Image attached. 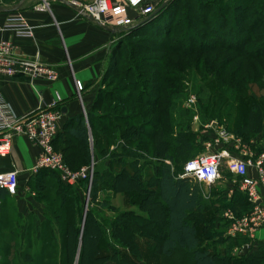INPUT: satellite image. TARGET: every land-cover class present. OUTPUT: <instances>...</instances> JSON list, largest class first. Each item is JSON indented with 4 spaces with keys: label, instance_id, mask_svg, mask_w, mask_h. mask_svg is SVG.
I'll return each instance as SVG.
<instances>
[{
    "label": "rangeland",
    "instance_id": "374dc122",
    "mask_svg": "<svg viewBox=\"0 0 264 264\" xmlns=\"http://www.w3.org/2000/svg\"><path fill=\"white\" fill-rule=\"evenodd\" d=\"M162 1L164 0H160L158 3H162ZM195 1L179 0L178 4L175 5L174 8L179 10L180 13H176V16L179 17L176 19V29L173 31L170 43L174 44L188 33L187 28H185V16L182 14H186L187 11L195 13L197 11V15H200ZM210 1L212 3L205 4L204 16L199 17L200 21H198L201 23V21L205 20L210 23L206 24V27L194 25L187 36L205 40L206 47H211L212 49L202 53V55L186 58L180 54H166L164 61L165 68H172L177 76L164 77V83L161 85L159 91L155 89L150 90L149 86L158 85L154 81L156 74L160 72L157 69V66L161 62L158 61V58L165 54L160 48L169 42L160 33L162 30H165L170 18L174 17V8L170 10V5H167L155 18L139 25L140 30H137L133 34H127V31L118 32L116 34L117 40L123 39L126 44V47H122L121 50L128 52L131 50L132 55L115 59L112 65L117 66L121 72L131 66L133 74L129 80L123 79L120 75L110 74L106 80V85H103V82H101V89L109 91L110 95H103L108 99H106L103 107L97 113L111 111V107L118 105L119 109L116 113L119 115L125 114V112L128 114L140 112V109L148 107H140L138 104H124L128 101L129 97L137 101L142 91L143 93H147V95H155L156 98L165 97L166 101L162 102L160 108L168 110L169 116H171L168 119L172 126L170 135L178 134L179 132H183V134L185 132L195 134L197 140L196 155H199L200 151L201 153L203 152L201 147H199L198 139L205 134L204 131L208 129L207 126L213 123L216 124L217 130L228 131L236 138L239 137L245 144L256 146L264 144V56L261 58H248L246 56V52L249 51L253 54L264 52V26L253 30L249 29L248 25V19L256 14L264 18L263 8H258L264 4V0ZM247 1L248 3H246ZM250 1L251 3L249 4ZM221 8H223V12H221ZM241 8L245 12H241ZM216 17L217 19H215ZM244 17H247V21L243 23ZM196 20H191V25ZM212 30L220 32L219 35L217 37L213 36ZM241 45H243L245 51L241 50ZM196 62L201 63L200 65L203 70L198 71L193 67ZM206 66L207 68H214L213 72L206 69ZM219 68L225 70L227 73L226 79L232 76L233 79L241 81V86H238V82L235 85H230L229 82L225 83V85H220L218 83L219 74L217 73ZM233 71H237V75L235 73L230 76V73ZM133 80H136V86L132 83ZM190 99H194V103H190ZM145 117L144 119L151 120L152 114ZM141 118L138 117V119L132 122L119 124V131L115 130L116 125H113L112 128L107 127L109 128L108 134H106L105 138H102V141L106 142L107 138H110L111 143H109L108 152L102 156L99 151L95 150L92 127H90V141L87 146L73 143L70 136L59 137V140L62 142L61 144L57 143L59 151L62 152L65 161L67 158L68 162L73 166L71 167L67 163L73 170L93 166V178L95 176V168L100 167L101 174L104 172L103 177L100 179V191L96 201H93L90 196L92 182L90 184L89 180L83 179L77 184L71 185L77 187L79 190L81 213L78 250L72 264H80L82 231L88 213L96 217L102 225V243L99 255L107 256V264H173L172 259L169 261L168 258L156 253L155 248L152 247V241H148L145 238L143 240L139 239L136 242L129 233H115V227L112 225L113 222L118 221L116 230L117 228H122V230L125 228L122 221L119 223L118 214H127L129 223L136 222L137 224L145 222L137 218L139 215L148 214L140 209L143 196L140 192L122 191L121 188H119L120 190L112 189V185L107 184L105 176V174L110 172H121L120 166L127 162H137L144 167L145 170L139 171L143 175L142 178L147 180V178L153 176L152 167L148 166V162H155L156 158L150 153L151 145H147L145 136L151 130L150 127L147 126L144 131L135 134L134 138L128 136L124 140V143L123 141L120 142L121 133L126 125L131 127L132 125L139 124ZM257 119L262 120L260 125ZM253 120H256L255 124L257 123L255 129H251ZM101 124L105 127L107 126L104 121ZM115 135H117L118 139ZM112 143L115 144L112 145ZM127 149H130L133 153L129 156H122L119 159L121 154L127 153ZM111 151L117 154L115 155L117 156L115 159V156L110 157ZM86 155L89 158L87 162H84L83 156ZM179 168L177 167V169ZM30 172L33 176H30V179H28L23 188L25 190L23 200L26 203L23 204V213L20 214L21 207L17 203V195H15L16 197L14 196L15 198L9 196L0 205V264H64L65 260L62 259L61 255L64 254V250H58L62 242L59 232L55 228L54 233L56 236H53L52 226L44 224L47 220L46 214L49 211L48 203L50 204V208L60 213L56 202L53 204V200L58 199L57 189L55 186L51 188L49 185L50 190L47 191L48 187L43 188V184L39 187L38 184L36 185L38 172ZM28 173L27 176L29 177ZM51 176L53 174L49 175V178H52ZM135 177L138 178V175ZM58 179V184L62 182L65 185H69L64 183L60 178ZM55 181L56 179L54 178L52 182ZM122 183H119L118 187H121ZM122 185L125 186L126 184L123 183ZM62 212L61 215H63ZM39 234L43 238L41 239L44 242L43 246L42 244L40 245L42 241L39 239ZM210 237L216 238L213 234H210ZM54 243L57 250L52 248ZM209 243L212 251L220 252V250H224L220 249L221 246L210 242V239ZM91 244L90 240L86 241L87 248ZM234 245L232 242L226 245L228 249H225V252L231 255L235 254L233 256L236 258L238 257V252L234 249ZM41 247H45V249ZM53 250L55 251L54 256ZM41 256L44 257L43 260H40ZM85 258V260H89L87 252ZM174 260L180 261L184 259L180 255H176ZM89 263L100 264L97 261L88 262L87 264Z\"/></svg>",
    "mask_w": 264,
    "mask_h": 264
},
{
    "label": "trees",
    "instance_id": "16d2710c",
    "mask_svg": "<svg viewBox=\"0 0 264 264\" xmlns=\"http://www.w3.org/2000/svg\"><path fill=\"white\" fill-rule=\"evenodd\" d=\"M251 1L249 2V4L251 3ZM178 2L179 0H170V3L168 4L170 5V10L174 8L175 5L178 4ZM206 3H212V1H195V5L197 7V10L200 11V15H197V11L196 13L187 11L186 14H182L183 16H185V28H187L188 33L182 36L183 40L180 39L172 44L170 43V39L174 29H176V19L177 17H179L176 16V13H180L179 10L174 8V17L170 18L167 27L160 33L161 35H164L169 42H167V44H164L160 48L161 51H163L165 54L161 55L158 58V61H161L160 65L157 66V69L160 72L159 74H156L154 78V81H156L158 85L149 86L150 90L155 89L159 91L161 85L164 83V77L177 76L172 68H165L164 61L166 58V54H180L181 56L186 58L194 55H202V53L208 51L209 49H212L211 47H206V42H204L205 40L199 38L194 39L190 36H187L188 34H190V29L194 25H201L203 27H206V24L210 23L205 20L201 21V23L198 22L200 21L199 17L201 18L202 16H204ZM246 3H248V1ZM258 8H263L264 10V4L262 6L260 5V7ZM220 10L221 12H223V8H221ZM241 12H245V10L241 8ZM206 17H208V15H206ZM193 18L197 20L196 22H193V25H191V20H194ZM215 19H217V17ZM246 19L247 17H244L242 22L244 23L245 21H247ZM248 20L249 29L256 30L258 27L264 26V18H261L257 14L250 17ZM115 30L116 34H118V32L120 31H127V34H133L137 30H140V27L139 25L134 24L126 28H116ZM211 32L213 36L216 37L220 33L217 30H212ZM243 45H241V50L245 51ZM122 47H126L124 40H117V45L113 52L114 59L124 58V56L129 57V55H132L131 50L130 52L122 51ZM246 54L248 58H261L264 56V52L253 54L251 51H249L246 52ZM200 64L201 63L196 62L195 66L193 67H195L198 71H201L203 70V68ZM206 69L213 72L214 68H207L206 66ZM164 71L165 73H163ZM206 72L210 73L208 71ZM217 73L219 74L218 83L220 85H225V83L227 82H229L230 85H235L238 82V86H241V81H237L231 76L235 73L237 75V71H233L232 73H230V76L232 78L230 77L229 79L225 78L227 76L225 70H221V68H219L217 70ZM110 74L117 76L120 75L123 79L129 80L131 75L133 74V68L130 66L127 70H123V72H121V70L117 66L111 64L103 75L100 81V85L101 82H103V85H106V80L109 78ZM132 83L136 86V80H133ZM104 94L110 95L109 91L107 92L100 87L91 111H89L84 116L78 115L76 118H74L76 121V126L69 129L70 135L74 137L77 140V143H79L80 145L87 146L90 141V127H92L95 139V150L99 151L100 155L102 156L103 154H106L108 152V146L109 143H111L110 138H107L106 142L102 141V138H105L106 134H108L109 128L107 127L112 128L113 125H116L115 130L119 131V124L124 122L129 123L138 119V117H142L139 124L132 125L131 127L126 125L125 129L121 133L120 142L123 141L124 143V140L128 138V136H132L134 138L135 134L144 131V129L148 126L151 129L145 134L147 145H151V152H148L152 153V155L156 158L155 162H148V166L152 167L153 176L147 178V180L145 178H142L143 175L139 172L145 170L144 167L139 165L137 162H127L123 164L122 166H120L121 172H110L108 174H105L107 184L112 185V189L120 190L119 188H121L122 191L140 192L143 195L140 203V209H142L143 212L145 211L148 213L147 215L142 214L137 217L145 221L143 224H137L136 222L129 223L127 214H118L119 223L120 221H122L125 228L123 230L122 228H117L116 230L118 221L113 222L112 225L115 227V233H129L136 242H138L139 239L143 240L147 238L148 241H152L151 244L152 247L155 248L156 253L160 256L168 258L169 261H171L172 259L173 264H246V262H249L248 260H255L248 258L245 260H241V256L235 258V256L225 252V249L220 250V252L211 250L212 248L209 246L210 243L207 240L209 236H207L204 231V228H206V226L204 225L206 223L201 222L203 221L202 214L205 211V203L203 200L201 183L193 180L190 177H181L186 162L196 156V135L190 134L189 132H185V134H183V132H179L178 134L170 135L172 126L168 119H170L171 116H169L170 114L168 110H166L165 108H160L162 102L166 101L165 97L156 98L155 95H147V93H143L141 91L137 101H135L134 99L132 100V98L129 97L128 101H126L124 105L138 104L140 107L146 106L148 108L140 109V112H135L132 114H128L127 112H125V114L119 115L118 113H116L119 109L118 105L111 107V111L108 110L105 112L97 113V111H99V109L103 107L106 99H108L103 96ZM142 111L143 113H141ZM150 114H152L151 120L144 119L145 116H150ZM102 121L107 124L106 127L101 124ZM255 122L256 120H253L251 129H255V125L257 124H255ZM257 122L260 125L262 123V120L257 119ZM58 137L59 134L56 138L55 146L59 150L57 143H61L59 142ZM115 137L118 139L117 135H115ZM113 144L115 143H112V145ZM131 153H133V151L127 149V153H123L120 157H118L119 159H121L122 156H129L131 155ZM110 154V157H114L115 155H117L114 151H111ZM116 157L117 156H115L114 159ZM88 158L89 156L87 155L83 156V161L87 162ZM66 161L71 166L67 158ZM179 166L181 167L179 168ZM177 167L179 169H177ZM94 173L95 176L92 180L90 196L93 201H96L98 199V193L100 191V179L103 177L102 175H104V172L101 174V169L99 167L95 168ZM52 174V178H49V175ZM100 174L101 176H99ZM135 174L138 175V178L135 177ZM57 176L58 175L56 172L50 171L48 169H43L37 174L36 185L38 184V186L40 187V185L43 184V188L48 187L47 191L50 190L49 185L51 186V188L52 186H55L57 189L56 191L58 199L53 200V204H55L56 202L57 206L60 209V213L59 211H55L50 208V204L48 203L47 199L49 211L46 214L47 220L44 224L52 226L53 236L55 235V228L58 230L59 236L62 241L60 244L61 247L58 250H64V254H61L63 257L62 259L65 260L64 264H72L74 256L77 254L79 233L81 231V213L78 192L79 190L75 186L65 185L62 182L61 184H58L59 177ZM54 178L56 179V181L52 182ZM122 182L126 185L123 186ZM119 183H122L121 187H118ZM5 194L11 195L5 190L0 191V205L1 202H3V198H5ZM61 211H63V215H61ZM82 232L81 254L79 256L80 264H87L88 262L96 261L100 262V264H107V256L99 255L100 246L102 243V225L98 222L96 217H94L90 213L87 214ZM39 237L40 240L43 239L40 234ZM87 240H90L92 242L89 248L86 247ZM43 243L44 242L42 241L40 245L42 244L43 246ZM55 247L56 245L54 243V246H52V248L57 250ZM41 248L45 249V247ZM54 252L55 251L53 250V256L55 255ZM86 252L89 254V260H85ZM26 255L28 256V254ZM176 255H180L184 260H174V258H176ZM43 259L44 257L41 256L40 260ZM163 261L165 262V260Z\"/></svg>",
    "mask_w": 264,
    "mask_h": 264
},
{
    "label": "crops",
    "instance_id": "0c3cea01",
    "mask_svg": "<svg viewBox=\"0 0 264 264\" xmlns=\"http://www.w3.org/2000/svg\"><path fill=\"white\" fill-rule=\"evenodd\" d=\"M153 1L156 4L160 2ZM16 6L19 8L14 10ZM19 15L24 16L33 26V37L18 36L13 28L6 26L7 18ZM116 37L115 29L83 17L60 0H0V42H12L16 56L40 57L59 72V79L55 82L33 79L22 73L4 77L1 92L15 113L22 118L57 101V105L62 108L59 137L70 136L72 142L77 143L69 129L76 126L74 118L84 116L91 110L101 87L100 81L115 60L113 52L117 45ZM76 81L82 82V91L78 90ZM64 109L66 112H63ZM204 132L198 139L202 153L226 151L231 158L242 154L245 143L228 131L227 137L223 139L215 123ZM38 154L37 146L26 137L18 136L10 155L0 158L1 171L19 172L18 197L5 194L3 201L9 196H15L21 207L20 214L23 213V204H26L23 188L30 176H33L30 171ZM228 160V157L222 160L221 176L215 183L200 182L205 203L201 222L206 223L204 231L209 236L207 240L221 246L220 249H228L226 245L232 242L241 260L255 259L248 260L246 264H264V228H260L254 237L246 233L230 232L233 217L247 214L251 204L241 189L240 179L229 170ZM250 173L254 175L253 170ZM261 194L264 197L262 189ZM210 234L216 238L210 237Z\"/></svg>",
    "mask_w": 264,
    "mask_h": 264
},
{
    "label": "built area",
    "instance_id": "2783aa9c",
    "mask_svg": "<svg viewBox=\"0 0 264 264\" xmlns=\"http://www.w3.org/2000/svg\"><path fill=\"white\" fill-rule=\"evenodd\" d=\"M81 12L95 18L102 26L113 29L126 28L139 24L152 14L157 4L153 0H69ZM7 27L13 28L18 36L33 37V26L22 16L7 18ZM18 73L33 79L55 82L59 79L58 70L40 57L20 58L15 54V45L10 41L0 42V158L10 155L16 137L24 136L39 148V154L32 168L34 173L48 169L57 173L66 184L75 185L83 179L93 180V166L73 170L65 161L56 146L62 108L57 101L48 107L27 117L18 116L1 92L4 77H13ZM79 91L83 90L81 81H76ZM59 99V97H58ZM190 99V103H194ZM208 128L210 125L207 126ZM220 137L228 132L219 131ZM239 157H230L226 151L202 153L187 161L181 177H190L198 182L215 183L221 176L222 160L228 157L229 170L240 179L241 189L246 193L251 208L241 217H233L230 225L232 234L246 233L254 237L260 228H264V204L261 189L264 190V144H244ZM254 171V175L250 171ZM20 188V176L17 170H0V191L5 190L16 195Z\"/></svg>",
    "mask_w": 264,
    "mask_h": 264
},
{
    "label": "water",
    "instance_id": "95a60500",
    "mask_svg": "<svg viewBox=\"0 0 264 264\" xmlns=\"http://www.w3.org/2000/svg\"><path fill=\"white\" fill-rule=\"evenodd\" d=\"M62 1L63 3H65L66 5H68L69 7L73 8L74 10H76L77 12H81V10L74 4L72 3L71 1L69 0H60ZM170 3V0H164L162 1V3H157V6H156V9L155 11L150 14L147 18H145L144 20H142L138 25H142L150 20H152L153 18H155L158 14H160L163 9ZM19 8V6H16L14 8V10H17ZM85 18H88L89 20L91 21H95V18L92 17V16H89L87 14H84ZM63 112H66V110L64 109Z\"/></svg>",
    "mask_w": 264,
    "mask_h": 264
}]
</instances>
